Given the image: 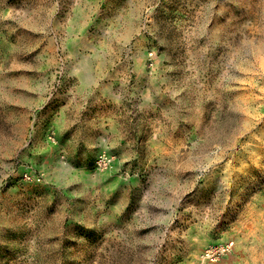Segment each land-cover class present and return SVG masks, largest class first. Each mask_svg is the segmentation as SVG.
Returning <instances> with one entry per match:
<instances>
[{"label": "rangeland", "instance_id": "374dc122", "mask_svg": "<svg viewBox=\"0 0 264 264\" xmlns=\"http://www.w3.org/2000/svg\"><path fill=\"white\" fill-rule=\"evenodd\" d=\"M0 264H264V0H0Z\"/></svg>", "mask_w": 264, "mask_h": 264}, {"label": "built area", "instance_id": "2783aa9c", "mask_svg": "<svg viewBox=\"0 0 264 264\" xmlns=\"http://www.w3.org/2000/svg\"><path fill=\"white\" fill-rule=\"evenodd\" d=\"M110 162L111 158L107 154L102 153L99 154L96 158L95 165L96 168H105L110 164ZM233 246L234 243L232 241L216 244L215 246H212L206 250L204 257L211 261H214L219 256L229 253L232 250Z\"/></svg>", "mask_w": 264, "mask_h": 264}, {"label": "bare ground", "instance_id": "6f19581e", "mask_svg": "<svg viewBox=\"0 0 264 264\" xmlns=\"http://www.w3.org/2000/svg\"><path fill=\"white\" fill-rule=\"evenodd\" d=\"M204 257V256H203ZM200 262H201V260H200Z\"/></svg>", "mask_w": 264, "mask_h": 264}]
</instances>
